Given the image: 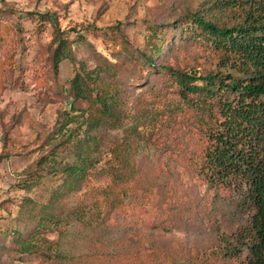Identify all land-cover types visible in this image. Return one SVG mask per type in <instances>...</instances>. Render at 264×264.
Segmentation results:
<instances>
[{"label": "rangeland", "instance_id": "1", "mask_svg": "<svg viewBox=\"0 0 264 264\" xmlns=\"http://www.w3.org/2000/svg\"><path fill=\"white\" fill-rule=\"evenodd\" d=\"M207 3L0 0V264H237L244 257L246 250L234 256L231 247L248 234L253 210L198 176L205 144L198 114L166 69L238 73L192 22L193 11L217 15ZM49 12L70 40L57 72L53 26L39 16ZM149 27L166 39L152 67L142 55ZM95 67L117 82L121 116L94 130L89 175L40 212L84 129L88 103L73 99L71 79ZM123 141L138 172L115 186L114 197L126 190L122 202L91 220L111 182L112 149Z\"/></svg>", "mask_w": 264, "mask_h": 264}, {"label": "trees", "instance_id": "2", "mask_svg": "<svg viewBox=\"0 0 264 264\" xmlns=\"http://www.w3.org/2000/svg\"><path fill=\"white\" fill-rule=\"evenodd\" d=\"M203 8L215 9L217 15L193 11L192 22L213 47L224 51L238 73L201 74L171 66L166 69L175 79L179 97L198 114L194 120L205 140L200 149L198 176L215 191L230 188L238 204L253 210L248 234L237 237L231 247L234 256L247 251L237 264H264V0H209ZM39 16L53 26V67L57 72L59 61L70 57L66 52L70 40L54 14ZM159 30L149 27L146 51L142 52L143 63L151 67L166 41L165 31ZM156 40L160 42L157 44ZM102 70L95 67L82 75L76 73L71 79L73 99L82 98L88 103L80 113L84 129L75 144V158L59 167L63 175L60 188L53 190V197L41 206L40 212L49 209L55 198L74 190L89 175L92 152L98 148L99 135L94 130L104 121L116 122L121 116L118 84L101 76ZM112 151L111 182L102 188L104 204L101 201L91 207V220L122 202L126 190L120 189L121 196L114 197L115 186L126 179L132 180L138 172L128 141L117 143ZM84 214L85 210H80L76 216L84 220Z\"/></svg>", "mask_w": 264, "mask_h": 264}]
</instances>
